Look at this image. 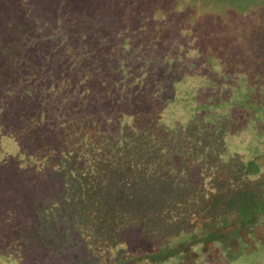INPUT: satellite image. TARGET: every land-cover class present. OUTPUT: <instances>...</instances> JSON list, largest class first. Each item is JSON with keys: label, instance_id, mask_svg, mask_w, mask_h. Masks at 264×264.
<instances>
[{"label": "trees", "instance_id": "obj_1", "mask_svg": "<svg viewBox=\"0 0 264 264\" xmlns=\"http://www.w3.org/2000/svg\"><path fill=\"white\" fill-rule=\"evenodd\" d=\"M48 1L10 9L0 0V227L11 231L0 236V257L15 264L28 211L29 224L49 222L52 208L73 228L92 206L82 227L113 215L126 196L122 177L231 182L246 192L264 160L263 79L217 66L191 28L126 9L128 0ZM65 195L81 200L77 208ZM156 249L105 264L183 253Z\"/></svg>", "mask_w": 264, "mask_h": 264}, {"label": "rangeland", "instance_id": "obj_2", "mask_svg": "<svg viewBox=\"0 0 264 264\" xmlns=\"http://www.w3.org/2000/svg\"><path fill=\"white\" fill-rule=\"evenodd\" d=\"M4 1L10 8V3L16 0ZM28 1L33 7L49 2L20 0L22 3ZM118 1L113 0V4ZM68 2L73 3L72 0ZM127 2L125 8L133 12L136 10L145 16V12H152L162 19H174L180 26L191 28L193 36L208 42L206 45L210 46L206 50L211 55H218L217 66H241L253 80H264V0ZM129 4L133 8H129ZM19 8L17 6L16 10ZM256 170L258 177L248 175L249 184L242 194L231 182L201 183L199 180L154 177L140 182L138 178L122 177L118 185L126 189L124 203L119 204L113 215H105L102 221L90 218L91 224L87 227H82V223H85V215L89 218L96 213L94 206L87 208L85 214L81 213L79 220L75 216L77 228L63 222L60 211L52 208L45 213L49 222L42 218L38 224L34 220L29 224L31 218L27 217L36 216L29 211L24 213L25 220L19 223L23 231L18 237L23 241L11 255L16 259L15 264H69L75 257L83 264H105L123 252L137 249L136 253H140L158 247L155 250L158 256L175 247L183 250L179 259L160 263L143 259L130 264H257L258 260L264 264V216H260L264 212V160L260 166H255L253 171ZM67 198L65 195V201H73L71 203L77 208L80 199ZM24 206L17 205L16 209ZM64 210L67 213L72 207ZM119 210L128 211V214L123 211L120 215ZM69 213L73 215L74 212ZM249 226H255L254 234ZM3 227H0V236L10 234L11 231ZM48 229L51 233L44 235ZM217 237L223 238L215 240ZM211 240L212 243L204 242ZM108 243L111 250L107 248ZM6 258L2 255L0 264H14L6 262Z\"/></svg>", "mask_w": 264, "mask_h": 264}]
</instances>
